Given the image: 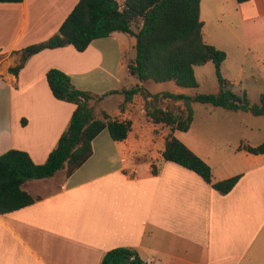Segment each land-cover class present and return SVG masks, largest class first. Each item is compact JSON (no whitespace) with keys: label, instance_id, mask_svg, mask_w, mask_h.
Returning <instances> with one entry per match:
<instances>
[{"label":"crops","instance_id":"crops-1","mask_svg":"<svg viewBox=\"0 0 264 264\" xmlns=\"http://www.w3.org/2000/svg\"><path fill=\"white\" fill-rule=\"evenodd\" d=\"M78 1L0 2V154L17 148L43 163L67 128L76 105L53 95L46 76L51 67L91 92L96 118L105 111L111 118L130 120L132 129L126 139L114 140L104 128L93 139L91 157L71 175L64 167L52 177L23 184L35 201L0 213V264H102L105 253L119 246L137 249L149 264H264V153L240 149V143L233 150L221 147L205 160L214 181L240 175L226 194L195 171L165 160L167 137L177 129L149 117L152 96L139 92L128 101L122 92L99 96L136 85L160 96L185 90L174 80L133 76L126 83L120 71H128L132 59L127 43L116 35L120 31L93 40L84 51L71 44L44 49L18 75L10 71L23 48L56 33ZM227 1V14L239 18L247 47L255 48L264 65V0ZM215 8L222 15L221 4ZM203 23L205 41L229 58L223 44L237 45L233 27L227 25L225 34L215 29L207 40ZM152 83L160 86L151 89ZM109 95H117L119 104L108 103ZM176 103L185 107L183 100ZM259 129L264 141V127Z\"/></svg>","mask_w":264,"mask_h":264},{"label":"trees","instance_id":"trees-1","mask_svg":"<svg viewBox=\"0 0 264 264\" xmlns=\"http://www.w3.org/2000/svg\"><path fill=\"white\" fill-rule=\"evenodd\" d=\"M200 5L201 0H79L56 33L23 48L19 63L10 67V71L18 75L28 59L44 49L71 44L77 50L84 51L95 39L107 37L115 31L128 32L136 38V56L128 63V71L141 81L174 80L183 87H195L198 86L195 66L209 61L215 64L220 82L217 93L186 95L163 92L162 96L184 100L188 114L183 119L168 109L156 107L148 112L155 123L170 125L173 131L188 130L193 120L191 103L194 101L263 115L264 94L260 104H251L247 98H240L223 78L222 64L227 52L205 41ZM46 76L53 95L59 100L74 103L76 107L67 128L45 162L36 163L27 151L17 148L0 154V213L12 212L35 201V197L23 188L26 181L52 177L64 167H67V175L74 173L91 157L93 139L104 128L109 130L114 140L126 139L132 129L130 120L111 118L105 111L102 118H96L94 106L91 105V92L77 88L71 76L62 69L51 67ZM115 92L124 93L127 101L139 92L145 97H159V94H152L144 86L136 85L110 90L99 98ZM239 148L251 153H264V141L258 144L243 141ZM163 157L195 171L221 194L231 191L240 179L238 174L214 181L211 165L172 133L167 137ZM153 172H157L155 166ZM102 264L149 263L137 249L119 246L105 253Z\"/></svg>","mask_w":264,"mask_h":264},{"label":"rangeland","instance_id":"rangeland-1","mask_svg":"<svg viewBox=\"0 0 264 264\" xmlns=\"http://www.w3.org/2000/svg\"><path fill=\"white\" fill-rule=\"evenodd\" d=\"M216 2L221 4L222 15L215 8ZM227 4H229L227 0H202L200 17L205 22V37L209 40L215 29H219L218 32L225 34L227 25L233 27L239 39L237 45L230 46L226 42L223 44L229 47L230 57L222 66V76L240 98H247L251 104H260L261 96L264 94V65L257 59L255 48L247 47L240 20L238 17L227 14L226 10L229 9ZM116 35L127 43V56L129 59H133L136 56V49L131 42L132 35L127 32H117ZM120 74L122 78H128L126 83L134 79L128 71L121 70ZM195 77L198 86L183 87L186 95H195L201 92L217 93L219 91L220 82L212 61L195 66ZM158 86H160L159 83H152L149 87L156 89ZM161 87L171 89L169 83H163ZM165 98L162 95L156 99L152 98L149 103L151 108L148 109V112L156 107L166 105L167 109L174 112L176 116L183 119L187 117L188 111L185 102L183 103L185 107L182 109L181 104L176 103L177 100L171 98L173 101L169 99L166 102ZM107 102L118 105L117 95H109ZM191 104L193 120L190 127L188 130L177 129L175 136L200 157H204V160L213 157L221 147L233 150L234 145L243 142V135L249 137L251 141L263 142L259 125L264 127V115H255L246 111L230 113L223 107L199 101H194ZM149 117L151 118L150 115ZM252 126L254 127L251 128Z\"/></svg>","mask_w":264,"mask_h":264}]
</instances>
